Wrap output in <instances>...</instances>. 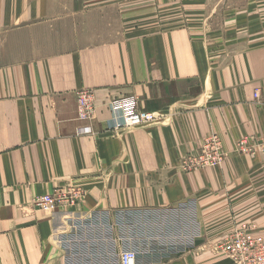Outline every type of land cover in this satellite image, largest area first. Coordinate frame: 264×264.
Segmentation results:
<instances>
[{"label":"crops","instance_id":"obj_1","mask_svg":"<svg viewBox=\"0 0 264 264\" xmlns=\"http://www.w3.org/2000/svg\"><path fill=\"white\" fill-rule=\"evenodd\" d=\"M0 38V264H232L235 227L264 239V155L237 149L264 138V0H0ZM127 95L156 119L112 132ZM213 137L220 162L183 170Z\"/></svg>","mask_w":264,"mask_h":264},{"label":"built area","instance_id":"obj_2","mask_svg":"<svg viewBox=\"0 0 264 264\" xmlns=\"http://www.w3.org/2000/svg\"><path fill=\"white\" fill-rule=\"evenodd\" d=\"M1 38H0V63H1ZM254 97H258V90ZM112 125L109 127L112 132L123 129L136 128L151 124L156 117L150 112H140L137 109V101L134 96L127 95L110 98L107 102ZM95 113L93 92L82 89L76 92V118L81 122H89ZM88 127L80 130V133H87ZM216 138H212L200 147V155L196 158H183L182 168L190 171L198 168L214 166L220 162L219 146ZM244 138L237 144V149L242 154L264 155V138L251 146ZM79 192L74 187H66L56 190L50 194H43L34 199V207L43 213H53L61 208L73 205ZM218 256L231 261L232 264H264V239L255 234L247 224H239L229 232L220 242L213 247ZM136 252L124 250L119 255L118 264H137Z\"/></svg>","mask_w":264,"mask_h":264},{"label":"rangeland","instance_id":"obj_3","mask_svg":"<svg viewBox=\"0 0 264 264\" xmlns=\"http://www.w3.org/2000/svg\"><path fill=\"white\" fill-rule=\"evenodd\" d=\"M136 256H137V254H136Z\"/></svg>","mask_w":264,"mask_h":264}]
</instances>
